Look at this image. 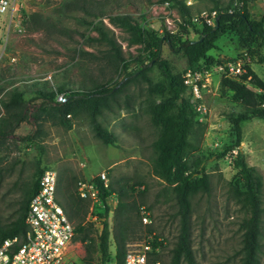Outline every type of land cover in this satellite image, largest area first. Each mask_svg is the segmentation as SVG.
<instances>
[{
  "label": "rangeland",
  "instance_id": "1",
  "mask_svg": "<svg viewBox=\"0 0 264 264\" xmlns=\"http://www.w3.org/2000/svg\"><path fill=\"white\" fill-rule=\"evenodd\" d=\"M181 1L192 16H197L201 12L231 10L240 0ZM246 9L257 20L264 15V0H249ZM19 10L23 16L19 28L7 27L9 14L0 16V117L6 116L4 105L11 91L22 95L21 110L26 117L11 135L0 140V225L8 227L18 218L24 190L35 179L38 160L44 170L56 172L61 203L69 190H76L78 181L93 182L104 174L107 185L123 188L125 200L138 210V217L132 212L136 225L126 236V250L157 238L162 243L157 247L159 260L168 264L178 233L177 205L174 185L152 172V144L158 129L150 122L147 102H161L169 95L159 68L148 62L141 46L130 45L129 33L113 26L108 17L127 15L161 34L164 29H178L181 20L176 9L161 0H23ZM96 25L116 42L130 64L125 73L120 62L115 64L109 46L98 40ZM186 39L196 40L197 34L190 31L183 37ZM245 40L232 33L221 35L209 55L220 64L248 58L252 71L264 81V42L250 41L246 35ZM160 57L174 75L182 78L186 61L181 54L162 42ZM137 60L148 70L144 76L126 78L140 65L134 63ZM217 67L201 80L205 87L201 89L200 104L205 113L196 114L188 138L190 147L184 155L188 173L204 179L208 188L191 200V247L196 264H240L242 224L248 215L239 202L241 183L234 165L237 149L228 116L240 113L242 108L231 99L230 92L221 91L222 77ZM101 86L112 91L107 94L108 107L102 109L97 120L115 136L114 145L103 144L94 135L85 113L67 115L68 129L37 111L40 99L35 96L39 90L90 92ZM60 97L57 94L55 101L64 103ZM183 97L194 108L188 91ZM240 126L239 149L261 184L258 260L264 264V121L251 119ZM28 135L32 142L23 140ZM117 202L114 192L108 198L112 255L121 231ZM100 207V202L90 205L85 219L93 226L92 264H99L96 237L101 225L94 211ZM142 210L148 213V224L141 220ZM85 257V246L72 240L60 264H87Z\"/></svg>",
  "mask_w": 264,
  "mask_h": 264
},
{
  "label": "trees",
  "instance_id": "2",
  "mask_svg": "<svg viewBox=\"0 0 264 264\" xmlns=\"http://www.w3.org/2000/svg\"><path fill=\"white\" fill-rule=\"evenodd\" d=\"M161 1H168L176 9L180 17L181 22L174 33L164 29L161 34H158L156 30L148 26H141L136 20L127 15L108 17V19L113 26L129 33V44L141 46L148 62L159 68L165 80L168 98L161 102L151 100L147 102L150 122L153 127L158 129V137L152 144V172L154 176L162 179L167 184L174 185L172 191L177 205L178 233L170 251L168 264H196L191 247V200L198 193L208 191L205 180L197 179L195 174L188 173L184 163V155L190 147L188 138L196 124V112L190 100L183 97L187 94V89L183 85V78L174 75L167 61L161 59V44L165 42L171 51L181 54L185 58V72L191 70L203 73L220 64L219 61L209 55V52L216 48L215 43L219 36L232 33L238 36L240 40H244V42L246 41L245 35L250 41L260 39L264 42V15L257 20H253L246 9V3L249 0H240L231 10H229L230 8L217 10L218 20L216 25L208 27L203 24L193 23L190 8L181 0ZM94 29L98 33V40L104 41L109 46L115 64L117 65L120 62L122 71L125 73L130 64L122 57L116 42L109 38L99 25H96ZM190 31L197 34V39L183 40V37L187 36ZM134 63H140V65L132 74H126V78L131 75L136 77L144 76L148 70V66L140 60ZM219 86L222 92H230L231 99L242 108L240 113L228 116L231 131L235 137L234 147L237 149L234 165L241 183L239 202L248 215V218L242 224L244 233L240 264H259L258 252L262 215L261 184L259 178L255 176L253 170L247 165L245 155L239 149V145L241 142L240 124L242 122L251 119L264 121V81L252 71L250 65H247L246 74L241 76L239 80L222 77ZM111 91L112 89H105L103 86L90 92L66 91L63 88L57 89L56 92L39 90L35 96L36 99H40L37 111L40 114L49 116L52 120H56L57 124L68 129L70 125L66 119L67 115L77 116L80 113H85L89 118L94 135L103 144L114 145L116 142L115 136L103 128L97 120V116L101 114L102 109L108 107L107 101L109 97L107 94ZM57 94L62 95V99L65 100L64 103L55 101ZM21 103L22 95L17 91H11L8 102L4 105L7 117H0V140L6 139L20 123L26 121V117L21 110ZM23 140L32 142L33 138L28 135ZM40 164V160H38L35 179L24 190L18 218L8 227L0 225V244L6 239L24 235L26 231L24 219L28 205L31 198L38 191L39 179L44 171ZM93 183L99 190V202L101 204L99 211H94L101 225V231L96 237L99 264L111 262L123 264L127 252L125 247L126 236L129 232H132L136 225L132 212L135 211V217H138V210L125 200L127 194L123 188L115 189L110 185L104 186L99 177L93 179ZM114 192H117L121 231L120 237L116 241V251L112 255L110 252L108 225L110 212L108 198ZM60 204L74 228L72 240L85 246L86 263L92 264L90 248L94 242L91 236L93 226L85 222L90 203L80 199L76 194V190H69L63 198V203L60 202ZM148 243L153 249L162 247V243L158 242L157 238ZM152 255L155 260H159L158 253L153 252Z\"/></svg>",
  "mask_w": 264,
  "mask_h": 264
},
{
  "label": "built area",
  "instance_id": "3",
  "mask_svg": "<svg viewBox=\"0 0 264 264\" xmlns=\"http://www.w3.org/2000/svg\"><path fill=\"white\" fill-rule=\"evenodd\" d=\"M23 0H0V16L9 14L7 27L19 28L22 21L20 6ZM218 12H201L192 17L195 24H203L208 27L216 25ZM174 33L173 30H168ZM250 65L248 58L234 61L221 62L217 71L221 77L239 80L246 74V66ZM207 71L193 72L187 70L183 78V85L194 100V110L196 114L202 115L203 106L201 89L205 87L201 80ZM60 101L62 98H59ZM100 181L107 186L104 174H100ZM58 178L55 171L44 170L40 179L37 193L31 198L24 223L26 231L21 237H14L4 240L0 244V264H60L65 255L66 249L74 236V228L68 220L58 198H57ZM77 196L88 201L90 205L99 203V190L93 182L78 181L76 184ZM141 220L144 224L149 223L148 213L141 211ZM153 252H158L157 248L145 242L138 247L126 252L123 264H162L160 260L153 258ZM106 264H115L114 262Z\"/></svg>",
  "mask_w": 264,
  "mask_h": 264
}]
</instances>
